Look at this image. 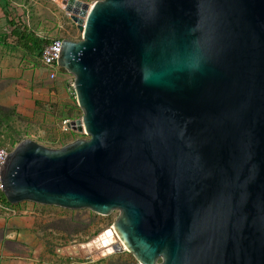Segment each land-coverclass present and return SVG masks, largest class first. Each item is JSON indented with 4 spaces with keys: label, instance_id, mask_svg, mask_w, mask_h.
Wrapping results in <instances>:
<instances>
[{
    "label": "water",
    "instance_id": "95a60500",
    "mask_svg": "<svg viewBox=\"0 0 264 264\" xmlns=\"http://www.w3.org/2000/svg\"><path fill=\"white\" fill-rule=\"evenodd\" d=\"M66 10L82 33L57 57L83 113L68 128L88 138L20 142L7 203L118 211L139 264H264V0Z\"/></svg>",
    "mask_w": 264,
    "mask_h": 264
},
{
    "label": "rangeland",
    "instance_id": "374dc122",
    "mask_svg": "<svg viewBox=\"0 0 264 264\" xmlns=\"http://www.w3.org/2000/svg\"><path fill=\"white\" fill-rule=\"evenodd\" d=\"M68 1L0 0V146L9 151L23 140L59 149L88 138L62 127L64 119L83 116L74 77L61 70L49 81L40 58L23 50L13 34L26 29L43 43L80 41ZM76 1L91 6L100 0ZM118 217V211L102 216L86 209L0 202V264H139L119 240L111 251L94 242Z\"/></svg>",
    "mask_w": 264,
    "mask_h": 264
},
{
    "label": "built area",
    "instance_id": "2783aa9c",
    "mask_svg": "<svg viewBox=\"0 0 264 264\" xmlns=\"http://www.w3.org/2000/svg\"><path fill=\"white\" fill-rule=\"evenodd\" d=\"M62 39L56 38L51 39L42 49L40 54V61L43 67L47 70V77L49 81H55L58 78V75L62 68L57 63L58 52L60 49ZM73 120L64 119L62 123L63 130L67 131L71 129L68 128V125L71 124ZM75 132V131H73ZM84 134V133H83ZM9 150L0 146V166L5 162ZM3 185L0 182V192L2 193ZM112 229V228H111Z\"/></svg>",
    "mask_w": 264,
    "mask_h": 264
},
{
    "label": "trees",
    "instance_id": "16d2710c",
    "mask_svg": "<svg viewBox=\"0 0 264 264\" xmlns=\"http://www.w3.org/2000/svg\"><path fill=\"white\" fill-rule=\"evenodd\" d=\"M13 34L17 38L18 43L23 50L30 54H36L39 58L43 47L49 42L46 41L43 43L35 35H33L32 33H28L26 29H24L22 32L15 31ZM0 202L7 203L3 193L1 192Z\"/></svg>",
    "mask_w": 264,
    "mask_h": 264
},
{
    "label": "bare ground",
    "instance_id": "6f19581e",
    "mask_svg": "<svg viewBox=\"0 0 264 264\" xmlns=\"http://www.w3.org/2000/svg\"><path fill=\"white\" fill-rule=\"evenodd\" d=\"M117 240L119 239L117 238L116 233L112 229H108L107 231L102 233L96 240H94V242L99 243L103 248H106V251H111L114 245L117 243ZM119 242L121 243L122 246H124L121 241Z\"/></svg>",
    "mask_w": 264,
    "mask_h": 264
},
{
    "label": "crops",
    "instance_id": "0c3cea01",
    "mask_svg": "<svg viewBox=\"0 0 264 264\" xmlns=\"http://www.w3.org/2000/svg\"><path fill=\"white\" fill-rule=\"evenodd\" d=\"M60 75H63V74H60Z\"/></svg>",
    "mask_w": 264,
    "mask_h": 264
}]
</instances>
